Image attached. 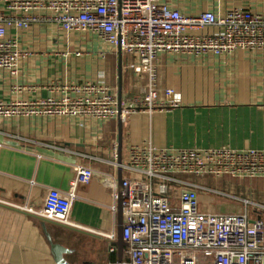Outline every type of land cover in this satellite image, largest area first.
Wrapping results in <instances>:
<instances>
[{"label":"built area","instance_id":"obj_1","mask_svg":"<svg viewBox=\"0 0 264 264\" xmlns=\"http://www.w3.org/2000/svg\"><path fill=\"white\" fill-rule=\"evenodd\" d=\"M221 1L0 0V69L18 74L21 61L36 54V36L43 29L50 41L60 31L90 33L109 44L106 53L118 55L121 51L128 57L125 65L133 84L121 101L124 122L141 111L178 109L182 107L178 91L159 84L158 61L162 56L222 57L237 50H264L263 14L239 7L224 15L214 10L192 14L188 10L193 3L215 6ZM209 28L213 31H207ZM41 89L49 94L12 103L0 101V117H74L100 123L118 117L119 87L110 85L105 76L81 83L15 88L19 92ZM2 146L0 143V150ZM124 165V169L143 177L124 178L127 247L121 264H198L200 257L212 264H264V204L185 178L264 179V149L168 151L145 143L130 148L129 163ZM75 168L76 183L110 189L118 198L114 174L85 164H76ZM201 192L224 195L237 202L230 212L203 211ZM74 198L71 191L50 188L38 212L27 205L0 204L83 229L69 217ZM94 234L112 254H117V231Z\"/></svg>","mask_w":264,"mask_h":264},{"label":"crops","instance_id":"obj_2","mask_svg":"<svg viewBox=\"0 0 264 264\" xmlns=\"http://www.w3.org/2000/svg\"><path fill=\"white\" fill-rule=\"evenodd\" d=\"M237 7L264 15V0H222L215 6L200 2L191 4L188 10L191 14L214 10L224 15ZM19 40L24 46V40ZM35 51L34 56L21 61L18 74L0 69L3 103L49 94L46 89L19 92L15 90L18 86L42 88L103 76L110 85H119V57L106 53L110 46L97 35L60 31L50 41L43 29L36 36ZM127 59L123 54L124 95L133 84V76L125 65ZM158 68L160 86L176 89L182 107L152 113L141 111L125 121L123 165L129 163L130 148L145 143L168 151L264 149V50H237L222 57L176 59L167 55L159 59ZM118 137L117 119L100 123L74 117H0V143L3 144L0 201L18 207L27 205L38 212L50 188L71 191L75 193L69 214L73 223L90 233H118V198L110 189L76 183L75 168L76 164H85L111 172L117 177L119 194L118 157L115 156ZM123 173L124 178L143 177L124 168ZM194 182L202 184L198 180ZM201 208L205 211L208 206L203 203ZM47 229L56 242L75 249L74 254L67 256L73 264H121L117 254H112L100 238L79 235L53 223H48ZM201 260L203 264H212L203 257L198 264ZM0 264H55L39 218L0 204Z\"/></svg>","mask_w":264,"mask_h":264},{"label":"water","instance_id":"obj_3","mask_svg":"<svg viewBox=\"0 0 264 264\" xmlns=\"http://www.w3.org/2000/svg\"><path fill=\"white\" fill-rule=\"evenodd\" d=\"M119 62H118V79H119V114L117 117V123L119 127V137H118V151H117V164H118V176H119V191H118V209H117V239L114 241V243L118 247L117 252V259L120 263L123 262L124 255H125V248L127 247V243L124 240V195H123V182H124V173H123V125L124 121L122 119V97H123V53L119 51L118 54ZM5 206V205H4ZM20 211V210H19ZM42 221V227L44 229V233L50 243L51 248V254L53 256L55 264H73L67 256L69 254H74L75 249H71L69 247H66L62 243L56 242L54 239V236L48 231L47 224L53 223L57 226L64 227L67 229H70L71 231H74L76 234L91 237V238H99L97 234L90 233L84 229H78V228H71L66 227L64 225H61L56 222H51L44 217L36 216ZM78 263V262H77ZM83 264H90V263H83Z\"/></svg>","mask_w":264,"mask_h":264},{"label":"rangeland","instance_id":"obj_4","mask_svg":"<svg viewBox=\"0 0 264 264\" xmlns=\"http://www.w3.org/2000/svg\"><path fill=\"white\" fill-rule=\"evenodd\" d=\"M77 34H81V33H77ZM192 180H198L200 181V183L205 184L212 188H216L220 191L233 192V194H236L238 196H241L247 199H252L262 204L264 203V179H256V180L241 179L240 180L238 178H234L231 176H227L224 179L209 176V178L196 177L195 179H192ZM235 202L237 201L227 196H224V195H218L214 193L207 195L206 193L201 192V205L203 203L207 204L208 208L206 210H216V211L225 212V213L230 212L231 206ZM250 210L253 211L254 208L250 207ZM79 241H81L79 244L82 245L83 240L80 239ZM87 249L89 250L90 247L87 246L86 250ZM199 264H203V260H201Z\"/></svg>","mask_w":264,"mask_h":264},{"label":"trees","instance_id":"obj_5","mask_svg":"<svg viewBox=\"0 0 264 264\" xmlns=\"http://www.w3.org/2000/svg\"><path fill=\"white\" fill-rule=\"evenodd\" d=\"M115 77L117 78V75H115V73H114V75H113V78L115 79ZM115 85V84H114ZM188 178H190V180H192V179H195L197 176H187ZM200 177V176H199ZM198 177V178H199ZM201 177H204V178H209V177H206V176H201ZM227 177V176H226ZM232 177V176H231ZM225 178V177H224ZM223 178V179H224ZM238 179H240V178H238ZM241 180V179H240ZM243 180H256V179H243ZM192 181H196V180H192Z\"/></svg>","mask_w":264,"mask_h":264}]
</instances>
